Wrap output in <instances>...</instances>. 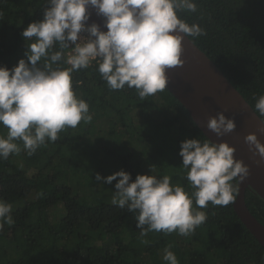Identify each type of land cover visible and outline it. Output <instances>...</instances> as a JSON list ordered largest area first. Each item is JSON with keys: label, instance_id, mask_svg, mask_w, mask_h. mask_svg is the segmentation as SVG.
I'll return each instance as SVG.
<instances>
[{"label": "trees", "instance_id": "trees-1", "mask_svg": "<svg viewBox=\"0 0 264 264\" xmlns=\"http://www.w3.org/2000/svg\"><path fill=\"white\" fill-rule=\"evenodd\" d=\"M195 3L196 12L179 11L178 18L204 29V35L189 37L255 109L264 95V0ZM49 7L48 0H0V67L28 62L33 41L22 32L42 21ZM67 50L59 62L62 68L70 67ZM98 64L72 74L74 92L89 104L90 123L66 128L60 139L31 156L16 141L21 152L0 159V199L12 205L13 218L0 231V264H166L165 248L179 264H264V247L233 204L198 208L207 220L189 236L155 231L141 236L138 213L112 204L117 181L98 182L97 173L107 177L124 170L132 180L138 173L168 175L193 193L180 145L185 139H209L167 88L144 100L135 88L112 90ZM6 134L0 125V135ZM246 203L264 224V200L251 188Z\"/></svg>", "mask_w": 264, "mask_h": 264}, {"label": "clouds", "instance_id": "clouds-1", "mask_svg": "<svg viewBox=\"0 0 264 264\" xmlns=\"http://www.w3.org/2000/svg\"><path fill=\"white\" fill-rule=\"evenodd\" d=\"M48 4L44 19L30 23L22 32L26 41H33L28 43V62L20 59L12 69L0 67V125L7 129L6 136L0 135L3 160L21 152L16 141H22L31 156L47 142L60 139L59 133L66 128L92 121L89 104L73 90L74 72L98 60V71L110 89L135 88L144 100L166 89V69L184 63V38L205 34L198 24L189 25L177 15L183 10L196 12L195 0H48ZM89 7L106 18V32L96 23L86 26ZM3 16L0 10V20ZM82 32L89 33V38H82ZM56 45L59 50H54ZM66 49L71 50L65 61L70 67L62 68L59 62ZM255 110L264 116V95L258 98ZM235 127L234 120L223 113L207 121V128L217 137ZM259 131L264 133V126ZM245 142L253 155L264 160V144L255 133L248 134ZM234 153L227 142L182 141L179 155L186 179L195 190L191 194L173 184L168 175L138 174L132 180L130 173L120 170L107 177L97 173L95 179L107 184L117 181L112 204L138 213L135 219L141 236L150 231L189 236L207 220L198 208L235 203L239 185L250 170ZM11 212L12 205L0 199V231L5 223H13ZM163 261L179 264L169 248L164 250Z\"/></svg>", "mask_w": 264, "mask_h": 264}, {"label": "water", "instance_id": "water-1", "mask_svg": "<svg viewBox=\"0 0 264 264\" xmlns=\"http://www.w3.org/2000/svg\"><path fill=\"white\" fill-rule=\"evenodd\" d=\"M88 11L90 17L86 25L96 23L102 32H106V18L98 15L92 7ZM182 47L181 59L184 63L166 69V88L186 108L194 123L211 142H227L235 148V158L249 167L250 175L239 185L233 208L248 231L264 247V224L251 213L246 203V192L249 188L264 200V160L258 154L253 155L245 142L248 134L255 133L264 144V133L259 131L264 126L261 124L264 120L225 73L190 37L184 38ZM218 113L233 119L236 124L235 129L223 137H217L207 128L209 117Z\"/></svg>", "mask_w": 264, "mask_h": 264}, {"label": "built area", "instance_id": "built-area-1", "mask_svg": "<svg viewBox=\"0 0 264 264\" xmlns=\"http://www.w3.org/2000/svg\"><path fill=\"white\" fill-rule=\"evenodd\" d=\"M86 26H87V25H86ZM80 35H81V37L84 38V39H88V38H89V33H87V32H82ZM74 46H75V45H70V48H72V47H74ZM69 54H71V50H70V49L67 50V56H68ZM98 63H99L98 60H94L93 63H92L91 65H95V64H98Z\"/></svg>", "mask_w": 264, "mask_h": 264}, {"label": "rangeland", "instance_id": "rangeland-1", "mask_svg": "<svg viewBox=\"0 0 264 264\" xmlns=\"http://www.w3.org/2000/svg\"><path fill=\"white\" fill-rule=\"evenodd\" d=\"M262 22V21H261ZM138 174H141V173H138ZM37 222V220H35V222L34 223H36ZM33 226V225H32Z\"/></svg>", "mask_w": 264, "mask_h": 264}]
</instances>
